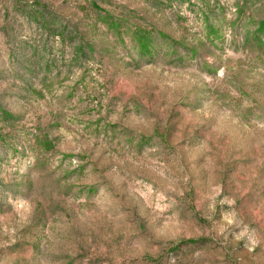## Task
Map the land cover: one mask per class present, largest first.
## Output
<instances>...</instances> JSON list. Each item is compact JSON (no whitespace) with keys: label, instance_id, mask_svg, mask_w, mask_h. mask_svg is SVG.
I'll list each match as a JSON object with an SVG mask.
<instances>
[{"label":"rangeland","instance_id":"obj_1","mask_svg":"<svg viewBox=\"0 0 264 264\" xmlns=\"http://www.w3.org/2000/svg\"><path fill=\"white\" fill-rule=\"evenodd\" d=\"M0 264H264V0H0Z\"/></svg>","mask_w":264,"mask_h":264}]
</instances>
